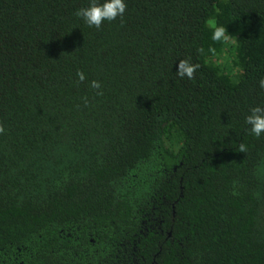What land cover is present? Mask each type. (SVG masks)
I'll list each match as a JSON object with an SVG mask.
<instances>
[{
	"label": "trees",
	"instance_id": "16d2710c",
	"mask_svg": "<svg viewBox=\"0 0 264 264\" xmlns=\"http://www.w3.org/2000/svg\"><path fill=\"white\" fill-rule=\"evenodd\" d=\"M124 2L0 0V264H264V0Z\"/></svg>",
	"mask_w": 264,
	"mask_h": 264
},
{
	"label": "clouds",
	"instance_id": "9594fccd",
	"mask_svg": "<svg viewBox=\"0 0 264 264\" xmlns=\"http://www.w3.org/2000/svg\"><path fill=\"white\" fill-rule=\"evenodd\" d=\"M127 5L124 0H104L102 4H98L96 0H91L89 7L80 8L76 11L75 15L83 19L89 26L100 29L104 21H114L117 17L123 18ZM208 27L212 29L211 39L214 42L227 43L232 40V36L228 34L227 29L223 26H218L214 19L207 21ZM203 53V48L198 49ZM209 52L215 53L214 48H209ZM200 68V64H193L189 59H182L179 61L178 70L176 75L183 79L187 77L189 80L194 79L196 71ZM78 83L83 82L86 78L82 71L77 72ZM259 87L264 89V78L259 80ZM90 87L97 89L96 95H103L101 84L99 81L93 80ZM85 105H87V98ZM245 123L250 126L249 131L255 137L259 138L264 133V107H253L250 109V114L246 116ZM5 133L3 124H0V134ZM238 152L246 153L248 148L245 144L241 143L237 149Z\"/></svg>",
	"mask_w": 264,
	"mask_h": 264
}]
</instances>
